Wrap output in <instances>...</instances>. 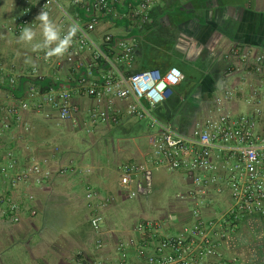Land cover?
<instances>
[{"label": "crops", "instance_id": "obj_1", "mask_svg": "<svg viewBox=\"0 0 264 264\" xmlns=\"http://www.w3.org/2000/svg\"><path fill=\"white\" fill-rule=\"evenodd\" d=\"M9 1L11 15L16 9L14 0ZM151 18L152 23L137 33L135 63L137 69L166 70L174 66L182 72L180 91L174 95L180 107L167 122L169 125L180 133L191 134L195 123L212 113L214 98L226 90L232 91L226 103L231 114H252L258 106L264 119V84L244 69L231 72L228 59L233 48L245 52L250 62L264 54V0H158L151 9ZM42 25L53 29L55 39L56 25L51 22L37 21L32 29ZM28 58L31 65L30 54ZM253 90L256 94L252 97ZM18 94L17 102L28 131L24 133L17 125V140L5 136L0 155L7 159L10 152L17 161V172L36 163L52 173L39 183L31 177L10 193L0 176V264H76L80 256L91 262L116 264L117 239L135 237L133 227L140 219L156 220L165 233L174 235L193 222V207L204 220L219 219L230 208L229 191L222 180L202 191L183 171L164 168L150 169L134 179L130 190L135 195L129 197V189L119 183L118 168L125 162L145 158L151 144L145 123L142 132L135 128L141 121L121 114L119 129L91 124L87 112L94 101L80 93L72 96L77 109L73 118L61 121L48 107L43 111L49 117L33 108L39 96L29 98L23 87ZM3 98L0 90V100L4 101ZM114 105L123 110L121 102L115 100ZM108 139L111 146L106 143ZM70 164L74 167L72 173L54 172ZM174 184L181 189L175 202L178 211L167 219L164 215L149 217L150 210H145L144 204L151 190ZM87 186L98 190L102 197H110L102 221V229L108 231L107 241L100 251L94 248L97 235L90 227L85 205ZM139 195L142 199H138ZM9 196L18 206L17 222H12L7 214ZM219 249L223 255L221 264H264V215L254 213L230 223ZM145 253H151V248ZM129 259L145 264L132 249Z\"/></svg>", "mask_w": 264, "mask_h": 264}, {"label": "built area", "instance_id": "obj_2", "mask_svg": "<svg viewBox=\"0 0 264 264\" xmlns=\"http://www.w3.org/2000/svg\"><path fill=\"white\" fill-rule=\"evenodd\" d=\"M157 1L14 0L16 11L2 23L5 34L18 37L39 21L56 25V37L30 53L31 65L27 69L0 60V90L4 94V101L0 100V146L5 136L17 140V125L24 133L28 131L14 94L20 78L29 98L39 96L33 108L44 117L50 116L43 111L48 107L59 120H71L77 111L72 96L80 93L94 101L87 112L91 124L116 125L121 114L144 122L151 138L149 151L142 161L125 162L118 168L119 183L129 189V197L135 195L130 190L134 179L150 169L164 168L183 171L202 191L222 180L228 188L231 206L213 220H204L193 207V222L174 235L165 233L156 220H138L133 227L135 237L117 239L116 264H138L130 261V249L145 264H207L208 259L221 264L219 246L228 225L246 215H264L262 110L257 106L252 114H231L226 103L232 91L226 90L214 98L212 113L197 121L191 134L180 133L155 117L154 109L173 94L183 77L174 66L166 70L136 68L138 34L152 23L151 9ZM57 48L61 51L56 52ZM228 59L231 72L244 69L264 84V54L250 62L245 52L233 48ZM255 94L253 90L251 96ZM115 100L123 104L122 111L115 107ZM73 171L70 164L54 172L64 175ZM51 173L36 163L17 172V161L10 152L7 159L0 155V176L9 193L31 177L39 183ZM84 199L90 227L97 235L94 248L100 251L107 241L108 231L102 229V221L110 197H102L98 190L87 186ZM7 203L9 219L17 222V203L10 196ZM148 247L151 253L146 254ZM76 264L101 263L80 256Z\"/></svg>", "mask_w": 264, "mask_h": 264}, {"label": "rangeland", "instance_id": "obj_3", "mask_svg": "<svg viewBox=\"0 0 264 264\" xmlns=\"http://www.w3.org/2000/svg\"><path fill=\"white\" fill-rule=\"evenodd\" d=\"M1 12H0V59L4 62L8 61L13 64H21L26 65L29 62V54L33 51L39 50L42 48L46 42H52L54 39H49L48 30L54 34L53 29L47 28V26L35 27L31 28L32 30H26L17 38L11 35L5 34L2 29L3 21H6L11 13V6L9 0H2L0 2ZM29 33L30 35H26ZM151 48V44L149 45ZM140 129V131L144 129V122H139L135 127ZM143 132V131H142ZM79 136L84 137V133H78ZM126 142V141H125ZM133 141H129L128 143H132ZM139 144L141 141H136ZM109 146L112 145V142L108 139L106 142ZM114 144L117 145V140L114 141ZM105 143L102 140L101 146L104 147ZM114 146V145H113ZM168 175V174H166ZM185 179V178H184ZM155 189V188H154ZM181 193V189L177 187L176 184L167 187L166 189H161L157 191L151 190L149 194V198L146 201L145 210H150L148 213L153 216L154 214L158 217L164 215L167 219V216L173 214L178 211L177 197ZM138 199H142V197H138ZM180 207V205H179ZM165 213V214H164Z\"/></svg>", "mask_w": 264, "mask_h": 264}, {"label": "trees", "instance_id": "obj_4", "mask_svg": "<svg viewBox=\"0 0 264 264\" xmlns=\"http://www.w3.org/2000/svg\"><path fill=\"white\" fill-rule=\"evenodd\" d=\"M135 60H137V55L135 57ZM30 65V63H27L25 66H23L24 69H26L28 66ZM20 85L17 86L16 90H15V96L18 97L19 94V90H21L22 84H23V79L20 78ZM180 91V86H177L174 89L173 94L167 99L165 100L161 105H159L157 108L154 109L153 113L155 115V117H157V119H159V121H162L164 123H169V121H171L173 114L179 109L180 104H179V100L174 98V95L176 93H179ZM262 122H264V119L262 117ZM114 129H119L120 125L116 124L113 125Z\"/></svg>", "mask_w": 264, "mask_h": 264}, {"label": "clouds", "instance_id": "obj_5", "mask_svg": "<svg viewBox=\"0 0 264 264\" xmlns=\"http://www.w3.org/2000/svg\"><path fill=\"white\" fill-rule=\"evenodd\" d=\"M26 35H30V34H29V33H26ZM48 35H49V39L54 38V34L51 32L50 29L48 30ZM60 51H61L60 48H57V49H56V52H60Z\"/></svg>", "mask_w": 264, "mask_h": 264}]
</instances>
